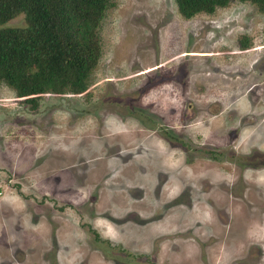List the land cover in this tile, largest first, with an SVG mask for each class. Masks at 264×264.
Listing matches in <instances>:
<instances>
[{"label":"rangeland","instance_id":"374dc122","mask_svg":"<svg viewBox=\"0 0 264 264\" xmlns=\"http://www.w3.org/2000/svg\"><path fill=\"white\" fill-rule=\"evenodd\" d=\"M97 37L85 92L0 81V264H221L264 203V11L110 0Z\"/></svg>","mask_w":264,"mask_h":264},{"label":"trees","instance_id":"16d2710c","mask_svg":"<svg viewBox=\"0 0 264 264\" xmlns=\"http://www.w3.org/2000/svg\"><path fill=\"white\" fill-rule=\"evenodd\" d=\"M230 1L176 0V4L180 14L190 18L212 13ZM240 1L264 11V0ZM109 6L110 0H0V81L31 106L46 92H85L100 54L97 26ZM20 14L25 18L23 27L3 26Z\"/></svg>","mask_w":264,"mask_h":264},{"label":"flooded vegetation","instance_id":"af4514ba","mask_svg":"<svg viewBox=\"0 0 264 264\" xmlns=\"http://www.w3.org/2000/svg\"><path fill=\"white\" fill-rule=\"evenodd\" d=\"M263 151H259L258 153H262ZM254 167V168H253ZM253 169H258L259 166L257 164H252ZM241 174L239 175L240 182ZM228 185V184H227ZM252 209L248 212H240L239 221L240 224L237 228H233L235 230L236 235L233 239L234 243H232V250L237 254L233 255L230 253L228 249L229 246L224 245L223 243V258L221 264H232L233 262H241V258H243L242 250H248L250 247H258L253 251V256L255 259H252V264H263L262 260L264 257V203L262 205H258V211L255 217H253ZM241 219V220H240ZM259 227V228H257ZM232 230V231H233ZM231 231V232H232ZM228 235H231L229 233ZM226 235L224 236L225 240ZM251 254V253H250ZM230 256V257H229ZM249 256V250L247 251V256ZM228 262V263H227Z\"/></svg>","mask_w":264,"mask_h":264}]
</instances>
